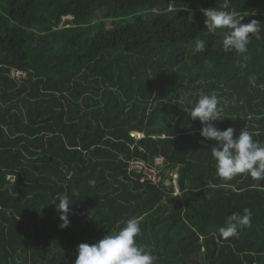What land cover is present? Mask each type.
Here are the masks:
<instances>
[{
  "label": "trees",
  "instance_id": "16d2710c",
  "mask_svg": "<svg viewBox=\"0 0 264 264\" xmlns=\"http://www.w3.org/2000/svg\"><path fill=\"white\" fill-rule=\"evenodd\" d=\"M82 1L0 0V264H74L78 244L133 218L154 264H264V179L218 177L215 142L183 108L215 93V126L264 142V0H105L97 20ZM209 7L260 22L245 53L206 29ZM65 195L61 228L53 201ZM245 209L249 228L222 237Z\"/></svg>",
  "mask_w": 264,
  "mask_h": 264
},
{
  "label": "clouds",
  "instance_id": "9594fccd",
  "mask_svg": "<svg viewBox=\"0 0 264 264\" xmlns=\"http://www.w3.org/2000/svg\"><path fill=\"white\" fill-rule=\"evenodd\" d=\"M228 7V0H225L222 9ZM202 12L205 17L204 24L209 32L217 29L228 30L222 40V48L225 52L245 53L249 34L259 31L260 22L255 19L242 23L248 13L242 15L235 9L225 11L215 7L202 9ZM196 50L204 51L205 41H197ZM249 82L255 86V76L249 77ZM219 104L220 100L215 93L202 92L195 102L183 107L191 119L198 118L201 122V137L215 142L210 152L215 161L217 176L231 180L238 174L248 173L254 180L264 179V142L254 140L256 133L246 128L240 129L238 134L233 127L224 130L217 128L213 122L222 120L220 118L222 109L218 107ZM90 183L94 184L95 181ZM53 203L60 213L62 221L60 227H68L69 205L72 202L65 195L54 200ZM248 226H250V214L245 209L243 214H231L219 232L222 237L228 238L237 235L239 228ZM140 232L138 221L135 218L129 219L124 222L122 228L107 232L96 243L78 244L74 264H154L155 257L151 251L136 240Z\"/></svg>",
  "mask_w": 264,
  "mask_h": 264
},
{
  "label": "rangeland",
  "instance_id": "374dc122",
  "mask_svg": "<svg viewBox=\"0 0 264 264\" xmlns=\"http://www.w3.org/2000/svg\"><path fill=\"white\" fill-rule=\"evenodd\" d=\"M90 2V8H91V11H92V20H97L101 15H102V12H103V6H104V2L105 0H89ZM87 0H84L82 1V4H88L89 3ZM69 17V18H72L73 16L72 15H68L66 16V18ZM59 56L60 58L63 60V53L61 51H59ZM64 66V63L62 62L61 66L60 67H63ZM255 68H261L260 65H256ZM63 68H60L59 70L57 69L56 71H61ZM216 71H220L221 72V77L222 78H230L232 77L233 75V71L232 69L230 68V66H226L225 64H221V66H217L215 68ZM210 72V71H208ZM215 72V71H214ZM138 137L139 136H142V134H136ZM179 192V189L177 190V193ZM249 228V226L247 227Z\"/></svg>",
  "mask_w": 264,
  "mask_h": 264
},
{
  "label": "built area",
  "instance_id": "2783aa9c",
  "mask_svg": "<svg viewBox=\"0 0 264 264\" xmlns=\"http://www.w3.org/2000/svg\"><path fill=\"white\" fill-rule=\"evenodd\" d=\"M11 75L17 78H25L27 76V73L22 71V70H18V69H13L11 72ZM156 163L157 164H162L163 163V159L162 158H157L156 159ZM131 168L132 169H137V170H144L145 174L148 176V178H151L154 181H160L161 176L159 175V172L157 169H154L153 167L147 166V163L143 160H133L131 162ZM173 176H174V180L173 182L176 185V190H178V177L179 174L177 172H173Z\"/></svg>",
  "mask_w": 264,
  "mask_h": 264
},
{
  "label": "water",
  "instance_id": "95a60500",
  "mask_svg": "<svg viewBox=\"0 0 264 264\" xmlns=\"http://www.w3.org/2000/svg\"><path fill=\"white\" fill-rule=\"evenodd\" d=\"M160 6H161V8H162V6H163V2H162V1L160 2ZM133 134L135 135V133H133Z\"/></svg>",
  "mask_w": 264,
  "mask_h": 264
}]
</instances>
